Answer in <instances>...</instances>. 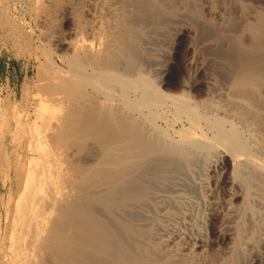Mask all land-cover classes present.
<instances>
[{"label": "bare ground", "instance_id": "bare-ground-1", "mask_svg": "<svg viewBox=\"0 0 264 264\" xmlns=\"http://www.w3.org/2000/svg\"><path fill=\"white\" fill-rule=\"evenodd\" d=\"M48 1L59 12L66 3ZM106 5L105 23L80 30L86 45L81 51L100 37V56L92 65L75 57L80 43L59 41L61 49L73 46L66 71L55 69L65 89L60 107L68 109L62 140L68 139L64 145L76 148V155L67 175L57 178L51 220L46 228L38 225L41 220L34 226L23 220V228L34 227L32 238L21 243L30 253L20 261L24 249L16 242L13 260L264 264V0H107ZM172 29L201 40L198 48L213 57L187 61L186 77L169 83L152 58V46L165 43ZM220 192L225 212L221 220L216 212L207 219L208 196Z\"/></svg>", "mask_w": 264, "mask_h": 264}, {"label": "rangeland", "instance_id": "rangeland-1", "mask_svg": "<svg viewBox=\"0 0 264 264\" xmlns=\"http://www.w3.org/2000/svg\"><path fill=\"white\" fill-rule=\"evenodd\" d=\"M47 1L0 0V264H16V261L17 264H19V258L18 260L14 261L18 257L14 254L15 249H18L17 243L19 242L21 250L22 248L25 250V247L23 244L21 245V243L24 240L28 241L30 238H32V231L34 230L33 226L36 225L39 220L41 221L38 223V225L45 226L46 228V224H48V222L51 220L50 216L53 215V197L55 194L56 196L59 194L57 192L59 191L58 185L60 184L58 181L67 175L69 172V163L72 160L71 156L74 158L76 155V148L67 147L68 139L64 137L65 140H62V133L64 134L63 130L65 127L62 118L66 116L68 109L66 110L63 106L60 107V102L64 101L66 97L64 94L65 89H61L62 85H60L59 81V78L61 77L59 71L64 72V69L66 71L67 62L68 60L70 61L72 59L71 55H73V46L71 50H69L68 47L66 49L65 46L61 49L59 41H67V44L72 42V45L75 46L76 44L78 45V43H80L81 45H79L81 48L77 47V52L79 53L75 57L79 58L81 62L88 61V65H92L96 58L100 56V37L97 36V38L93 40L92 48L89 49L84 47L86 45L81 42L83 37L80 30L84 24H99L100 22L105 23V19L108 20V17H106L108 11L106 5L107 0H97L100 1L98 3L96 0H81V2L83 1L82 3L80 0H65L66 3L64 4V8L61 10V12L56 10L52 3ZM88 1L93 2L89 8L87 7V4L89 3ZM50 4L51 6H49ZM80 5H83L84 8H82ZM87 8L88 10H86ZM217 8H219V5L215 6V9ZM97 10L99 13L96 12ZM94 12L95 14H98L95 15V17L97 16L98 22L93 21L95 20L93 19ZM100 16H102V19ZM103 16L106 18H103ZM81 20L84 21L82 22ZM99 28H103V25L102 27L100 25ZM74 32L76 34H74ZM102 32L100 34H102ZM168 32V38H170H167L165 43L157 41L155 42V45L152 46V58L161 64L163 68L161 72L166 73L164 77L165 81L173 83L178 78L181 79L186 77L189 71V69L186 68V65L188 67V64L186 63L187 61H196L199 63V61L203 59L206 60L213 57L212 55H209L210 53L206 49L204 51L199 49L203 43L201 40H194L189 35L178 36L176 31L173 29L169 30ZM174 34L176 37H174ZM75 35H77V37ZM73 38L76 40L73 41ZM77 40L79 42H76ZM82 44L84 45V48H87H83L82 50L84 52V57L82 56L83 53L81 51ZM198 46L200 47L198 48ZM89 54L90 56H88ZM96 54H98V56ZM195 58L197 60H195ZM55 68L59 70L58 73ZM49 81H51V83ZM55 83L59 85L60 88ZM172 89L176 88L174 87ZM54 91H56V93ZM193 93L194 91H192V94ZM158 123H161V125L163 124L161 121ZM176 126H179V124ZM56 130L58 131L56 132ZM55 134L56 136H54ZM57 136L60 137L61 140H59ZM64 144L67 146L65 147ZM55 157L57 158V161ZM68 159L69 162H67ZM58 164L60 165V168ZM40 170L41 173H38L37 175V172H40ZM48 171L49 173H47ZM47 175H49V177ZM58 175H60V177ZM40 177L43 179L41 180ZM49 178H51L52 181L49 180ZM54 178H58L59 180H55ZM53 183L55 184L53 185ZM29 185L32 188H30ZM55 186H57V188ZM52 187H55V189ZM53 191L55 194H52ZM30 193L32 194L29 198ZM216 195L217 194L215 193L212 194L213 197L208 196V198H212V203L203 211L204 215L207 214V219L209 218L208 216L215 214L216 212L218 220H221L222 215L225 212L223 207H225L224 202L226 197H224L221 192L218 193L217 196ZM32 197L33 199L35 198L34 201L36 203L32 202ZM214 197L216 199H214ZM28 198L31 199V201ZM215 200L218 202L216 203ZM25 202H27L26 205ZM30 203H33V206ZM219 203L221 206H219ZM23 204L29 207H26L27 210L30 209L32 212L29 210V212L26 211L27 213H25V206H23ZM50 206H52V208ZM21 209L24 211L23 215L21 214ZM39 209L44 210V212L42 210L40 211ZM35 215H39L40 217L37 218ZM43 216L44 219L42 218ZM23 220H27V224L28 221L29 224L33 223V226L29 225L30 227L27 226L26 228H23L22 225L25 224V221L23 222ZM20 221H22V223ZM44 222H46V224H44ZM221 223L222 222L218 223V227L223 228V231H225V224L222 225ZM27 229H29V231ZM44 231L45 230L43 227L42 233H44ZM11 235L13 238H9ZM23 243L25 245V242ZM24 250L20 252V261L22 256L23 258L25 256L23 253L25 254L26 250ZM26 253L28 254L30 252L27 250ZM11 259L14 260L12 261Z\"/></svg>", "mask_w": 264, "mask_h": 264}]
</instances>
